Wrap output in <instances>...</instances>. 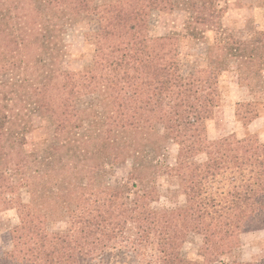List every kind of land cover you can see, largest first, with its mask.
<instances>
[{
  "label": "trees",
  "instance_id": "obj_1",
  "mask_svg": "<svg viewBox=\"0 0 264 264\" xmlns=\"http://www.w3.org/2000/svg\"><path fill=\"white\" fill-rule=\"evenodd\" d=\"M264 7V0H261ZM226 0H0V209L16 211L20 235L0 264H104L113 250L144 264H264L234 257L244 231L264 228V141L256 133L210 139L233 66L248 98V124L264 96V28L236 37L222 27ZM180 9L182 31L152 36L155 11ZM87 24V70L62 66L67 27ZM222 29L206 65L185 66L182 38ZM37 118L49 131L28 151L17 133ZM168 143L175 163L160 160ZM128 165L125 180L108 175ZM177 178L184 201L153 205L157 177ZM24 190L26 199L21 195ZM65 229H52L55 220ZM201 238V260L182 247Z\"/></svg>",
  "mask_w": 264,
  "mask_h": 264
},
{
  "label": "rangeland",
  "instance_id": "obj_2",
  "mask_svg": "<svg viewBox=\"0 0 264 264\" xmlns=\"http://www.w3.org/2000/svg\"><path fill=\"white\" fill-rule=\"evenodd\" d=\"M226 12L222 18V27L236 37L245 36L253 29L264 28V7L261 0H226ZM185 13L180 9L155 11L150 18L148 33L152 36L167 35L173 31H182ZM87 24L85 21H75L67 27L64 38L65 57L62 66L69 70H87L91 64V45L85 37ZM222 29H204L197 38H182L180 41V58L184 65H206V50L209 45L219 43ZM222 103L215 109L214 117L207 122V135L210 139L227 134H235L238 138L256 133L264 141V96L258 97L259 116L248 124H243L235 113L236 102L248 98L247 91L239 87L233 66L223 70L221 75ZM37 118L28 120L17 137L24 142L26 150H39L42 139L49 131L38 130ZM177 153V145L168 143L164 155L160 157L166 165H173ZM128 165L115 167L108 179L112 183L125 180ZM159 197L153 202L155 207L172 208L184 201V196L177 190V178L162 173L157 177ZM26 199V192L21 191ZM66 221L59 219L51 224L52 229H65ZM20 235L19 220L13 208L0 209V257L11 247L12 240ZM238 248L234 257L241 261H258L264 258V228L244 231L240 234ZM201 238L190 234L183 244V254L193 260H201L198 246ZM104 264H144L139 253L128 249L113 250L103 259ZM102 264V263H101Z\"/></svg>",
  "mask_w": 264,
  "mask_h": 264
}]
</instances>
